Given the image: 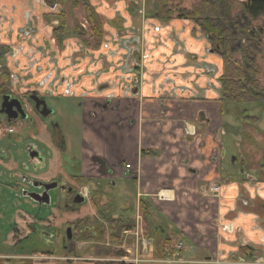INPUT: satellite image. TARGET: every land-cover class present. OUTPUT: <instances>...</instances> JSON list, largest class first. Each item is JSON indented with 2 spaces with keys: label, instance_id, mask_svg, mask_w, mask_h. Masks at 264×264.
I'll return each mask as SVG.
<instances>
[{
  "label": "crops",
  "instance_id": "1",
  "mask_svg": "<svg viewBox=\"0 0 264 264\" xmlns=\"http://www.w3.org/2000/svg\"><path fill=\"white\" fill-rule=\"evenodd\" d=\"M51 6L40 0H0L1 28H9L18 41H24L21 29L32 27L36 46L30 57L24 44L25 55L19 58L22 65L28 63V69L13 72L8 68L10 59L4 65L15 76V83H11L15 88L24 78L32 79L31 87H24L20 95L36 89L46 97L78 100L79 110H83L81 120L84 118L82 124L79 119L80 139L73 141L76 129L72 134L67 133L63 154L73 156V162L84 158L86 169H89V157L103 158L115 171L113 178L118 183L123 181L136 190L134 215L140 214L141 200L151 204L147 235L141 231L142 220L137 235L129 237L133 245L130 247L135 246L134 256L137 258L138 247L145 241V249L149 243L147 256L144 249L140 257L147 259L148 264L161 263L166 259L161 250L181 242L184 244L181 264H264V243L261 242L264 239V155L254 166L258 174H250L247 170L250 151H255L257 158L260 146L246 147L239 140H230V135L238 132L246 140L251 136L242 128L238 132L232 130L226 116L229 104L223 105L219 100L221 60L213 54L196 60L198 50L205 44L201 36H194L193 26L186 20H175L165 26L144 15L158 35L152 33L145 41L146 45H152V51L149 55L145 53L144 70L141 67L140 80L136 82L137 94L129 102L123 98L121 89L113 93L110 90L94 92L89 69L96 74L99 67L88 68L86 58L81 55L74 58L83 49L58 47L57 53L53 49L48 53L39 48L38 43L46 39L43 31L50 30L51 41H56L48 24L49 15L56 11ZM114 21L121 23L120 19ZM3 30L0 41L8 45ZM160 39L164 42L159 46ZM183 50H189L188 54ZM51 56L55 61L50 60ZM78 58L80 61H76ZM201 63L205 65L203 68ZM72 64L79 68L70 69ZM206 65H217L216 73H205ZM97 74L101 76L95 80L101 79V85L119 77L118 71L99 69ZM70 80H76L75 89L67 93ZM85 89L94 93H82ZM105 92L114 97L104 110L97 103L106 102ZM94 112L96 120L89 116ZM242 123L247 126L246 122ZM231 156L237 159L232 167L228 165ZM55 164L61 168L60 160ZM125 165H131V170L127 171ZM212 183L222 186L221 200L209 195ZM244 201H248L249 207L243 205ZM186 250L189 252L184 254Z\"/></svg>",
  "mask_w": 264,
  "mask_h": 264
},
{
  "label": "rangeland",
  "instance_id": "2",
  "mask_svg": "<svg viewBox=\"0 0 264 264\" xmlns=\"http://www.w3.org/2000/svg\"><path fill=\"white\" fill-rule=\"evenodd\" d=\"M94 5L96 11L104 19L106 23H104V30H105V37L108 40L101 46L99 50H92L90 53L86 47L77 41H66L64 49H72L74 51H79V49H83L84 54L86 56V60L88 62L87 66L90 67H99V69H105V71L114 73L116 70L112 67L109 68V64H116L128 66L132 64V59H126L127 55L131 52L136 58L141 57L142 60L146 59V55L152 51L151 44L149 43L146 45L145 41H148V35L154 33V26L152 22L148 21L144 17V11L147 10L149 0H90ZM175 3L182 1V5L186 8H189L192 4H194L197 0H172ZM66 12L68 14V26L69 30H72V23L76 21L81 26L82 30L88 34V25L83 14L80 11L73 10L69 7L70 2L66 3ZM150 9V8H149ZM60 12V11H57ZM112 14V16H110ZM113 19H120L121 23L118 25V22H112ZM135 22L132 24V22ZM188 21V25L193 24ZM190 23V24H189ZM49 24V23H48ZM157 25V24H155ZM187 25V24H184ZM180 29L181 25L178 24ZM194 28V26H193ZM53 29V26H52ZM57 29V28H56ZM54 30V29H53ZM193 33V32H192ZM155 35H158L154 33ZM45 40H42L38 43L41 45V50L43 52L54 51L57 53L59 50V46L57 45L55 40L50 39L51 34L50 30L42 33ZM200 35V34H199ZM53 39V38H52ZM91 40L90 38H87ZM163 39V38H162ZM168 39V37H167ZM203 44H205L200 50L197 52L196 60H201V57H207L209 54H213V51L210 49L209 45L206 42V38L201 36L200 37ZM166 41V39H165ZM120 42H126L128 45H125V48L120 45ZM161 39L159 40V43ZM162 41L159 46L163 43ZM92 43V42H91ZM93 44V43H92ZM178 44V43H177ZM49 47V48H48ZM59 47V48H58ZM261 47L262 51L258 54V64L261 68H264V35L262 36L261 40ZM50 49V50H49ZM61 49V48H60ZM157 49V48H156ZM154 51V50H153ZM124 52V53H123ZM148 52L147 54H145ZM185 54H188L189 50H183ZM117 53H120V56L117 57ZM122 53V54H121ZM128 53V54H127ZM38 54V52L36 53ZM199 54V55H198ZM40 58L42 56L38 54ZM65 56V55H64ZM54 57V56H53ZM210 57V56H209ZM208 57V58H209ZM55 58V57H54ZM219 58V57H218ZM240 58V55H238ZM220 59V58H219ZM221 60V59H220ZM76 61H80L78 58ZM6 60H1L0 64L3 66ZM128 62V63H127ZM221 62V61H220ZM17 63H20L17 67L15 66ZM8 68L11 69L13 72L16 70H23L22 68L28 69V63L22 65V61L19 58L10 59L8 62ZM69 62L67 60L68 65ZM92 65V66H91ZM96 65V66H94ZM203 68L205 65L204 63L200 64ZM103 66V67H102ZM144 66V62L140 61L139 67ZM79 68V65H71L70 69ZM217 65H206L205 69H213L211 71H207L205 73L214 74L216 73V69H218ZM97 69V71L99 70ZM139 68H136L138 71ZM89 79L91 81H96L95 85H101V79L95 80L97 77L96 74H93L91 69ZM128 73L130 71H127ZM130 74V73H129ZM128 74V75H129ZM136 75V74H135ZM95 76V77H94ZM101 76V75H100ZM98 78V77H97ZM25 81L21 82L14 87V91L12 92L16 96L19 93H22L23 89L31 87V78L27 77L24 78ZM107 81L111 80V78H106ZM98 81V82H97ZM104 81V79H103ZM104 81V82H107ZM133 81V80H131ZM2 82V77L0 75V83ZM22 89V90H21ZM111 89V88H110ZM21 90V92H20ZM15 92V93H14ZM13 96V95H12ZM2 95L0 94V108L3 103ZM21 99L24 98L23 95L19 96ZM47 108L50 111V116L46 118L44 121H40L37 116L32 115L34 118L33 123L24 122L23 125L21 121H17L21 123L22 129L17 128L16 133L10 136L4 137L0 140V264H11L8 260L17 258V252H12V247L18 242L19 240L25 238L29 235L30 225L34 224V226L39 230L40 236H42V232L40 229L45 228V231L51 229V232L59 231L62 237L65 236V228L69 225L68 221L76 220L81 218L85 215H88L89 218L92 219L94 215V208L90 202L87 203L86 198H83L80 204H82V212L81 213H73L69 214L64 210L58 211L59 199H58V191L52 190L50 193V203L48 205H38L31 199L27 197H23L22 193L24 191L29 192L32 188L26 184L21 178H29L36 181L41 182H54L59 184L62 182L63 185L69 183L72 185L71 177L80 174V170L75 167L74 162L72 161V157L69 154H63L62 151L58 150L56 147L52 145L51 135L49 132L46 131V127H49L51 123H54L58 126L62 135L66 139L67 133H74V142L80 139V132L81 124L79 123V113L81 112L78 109V100L75 98H63V97H46L45 98ZM229 112L226 114L227 118H229V123L232 126L233 131H239L238 128H242L244 131L249 132L251 138L246 140L243 135L238 132L237 135H230V140H239L241 142V146L246 147H253L260 146V155L257 158L254 156L256 153L255 151H250V159H249V168L247 169L250 174L257 175V170L254 167L257 161V164L260 163V156L264 155V106L261 107H241L236 104H229L228 106ZM248 109V114L251 117H258L259 122L257 125L248 124L247 126H243V119L240 110ZM0 122H6L5 116L0 115ZM7 123V122H6ZM245 124V125H246ZM248 125L250 128L247 129ZM7 126V125H6ZM80 126V127H79ZM79 127V128H78ZM78 128V129H77ZM78 130V131H77ZM29 146L36 147L37 151L41 154V160L37 162L31 161V157L27 153V148ZM233 147V146H232ZM235 148V147H233ZM236 151V150H235ZM234 152V151H232ZM74 154V153H73ZM75 156L79 157L80 154H74ZM61 162V168L55 164L56 162ZM55 177H58L56 179ZM44 182V183H45ZM89 189L92 190V186H89ZM109 196L104 199V203L108 200L115 202L118 199V206L119 208L122 207L126 209L128 208V216L132 217L134 213L131 209L134 206L133 198L136 193V190L133 191L128 184L123 181H120L117 188L107 189ZM122 196L125 198H122ZM136 197V195H135ZM128 198V199H127ZM63 206H61L62 208ZM66 209V208H62ZM58 211V212H57ZM31 216L40 218L39 221H36ZM57 212V213H56ZM42 218H46L47 220H43ZM37 231V230H34ZM107 240V239H106ZM107 242V241H106ZM28 245H30L31 240L27 241ZM48 243L45 242L44 245L46 246ZM59 243L57 242L58 250L60 255L54 254L53 255H42V254H32L31 260L28 264H54L56 262L61 264H67V262H71L72 264H89L91 260H95L96 255L95 252H102V255L106 254L105 249L101 247L97 248L96 250L90 249L94 243L83 244L82 242H77L75 246H72V252L70 253V248L68 251H62L59 247ZM27 246V247H29ZM63 248V247H62ZM127 248V247H126ZM133 248V247H131ZM116 251L120 250L114 248ZM133 250V249H132ZM125 251V250H121ZM189 251L186 250L184 254L188 253ZM100 255V256H102ZM99 256V258H100ZM128 256V257H127ZM123 255L122 262L126 261L125 257L129 258L130 260L133 256L131 254ZM14 257V258H13ZM70 258H74V260H70ZM89 258V261H84L85 259ZM114 260L115 257L111 256ZM135 258V257H133ZM84 259V260H83ZM124 259V260H123ZM17 260V259H16ZM92 260V261H93ZM117 260V259H115ZM16 262V263H15ZM12 264H21L18 261H15ZM114 262V261H113ZM163 262V261H162ZM160 263L154 262L150 264H171V263Z\"/></svg>",
  "mask_w": 264,
  "mask_h": 264
},
{
  "label": "trees",
  "instance_id": "3",
  "mask_svg": "<svg viewBox=\"0 0 264 264\" xmlns=\"http://www.w3.org/2000/svg\"><path fill=\"white\" fill-rule=\"evenodd\" d=\"M55 1L63 7L62 14L59 16L60 25L53 30L57 45L63 50L66 39L76 38L82 42L90 53H92V50H99L106 41L104 30L106 21L102 20L92 2L90 0ZM68 2H70L69 7L71 9L80 11L83 14L89 26L87 36L91 40L86 39V33L76 21H73L72 30H69L68 14L65 11V4ZM147 4L148 9L144 11L147 19L157 21L165 26L170 25L175 20H189L194 26V36L206 38L213 55L221 59L219 100L223 105L236 104L248 109L264 106V68L259 66L257 59L258 54L262 51L261 40L264 35V0H197L189 8L184 7L182 1L175 3L172 0H149ZM4 49L6 48L0 47V51ZM238 55H240V58H238ZM12 80L13 75L4 68L2 82L0 83L1 95L10 93ZM248 109H244L242 112L243 121L258 122L257 117H251L248 114ZM8 123L14 124L13 122ZM71 180L75 185L92 186L93 188L90 203L97 211L98 217L91 220L90 224L95 227L98 236L100 235V238L95 240L110 244V247L106 248L109 252L104 256L121 257L126 255L125 252L116 251L114 248L115 245H122L124 232L132 230L135 221L124 217L115 218V202L108 200L104 203L102 188L98 186L93 178L74 176ZM151 207L148 201H140L139 211L146 225V234ZM88 220L90 219L81 220L75 224L78 232L82 230V225ZM30 228L31 231H34L31 225ZM107 232L109 234L108 238ZM32 234L34 233H30L28 237L20 241L19 245H16V247L22 246L21 249H18V254L29 256L42 252L60 255L58 248L48 247L44 244L41 245L40 249H35L37 243ZM90 239L86 235H80L82 241ZM30 240V245L34 247L35 251H32V247L27 243ZM59 247L64 251L61 243H59ZM165 250H161V252L162 256L167 258L168 255ZM246 250L245 248L244 251ZM15 261L21 264L29 263L26 260L15 259ZM15 261L8 260L11 264Z\"/></svg>",
  "mask_w": 264,
  "mask_h": 264
},
{
  "label": "flooded vegetation",
  "instance_id": "4",
  "mask_svg": "<svg viewBox=\"0 0 264 264\" xmlns=\"http://www.w3.org/2000/svg\"><path fill=\"white\" fill-rule=\"evenodd\" d=\"M40 1H42L44 3L46 1L47 3L52 5L51 8L53 10L56 9V11L54 13H52V15H49V18H50L49 24H51L53 26V29L58 28L59 25H60L59 16H61V14H62L63 7L59 3H57L55 0H40ZM57 11H60V12H57ZM87 25H88V23H87ZM88 29H89V26H88ZM88 29H86V31H88ZM21 33H22V37L25 40L26 39L28 40V42L31 44L33 50L35 51L36 46L34 44V41H35L34 36L35 35L33 34V28L30 27V26L23 27L21 29ZM66 40H69V38L66 39ZM79 42H80V40H79ZM120 45L125 48V45H128V44L126 42L125 43L124 42H120ZM39 48H41V47H39ZM81 51L82 52H80L78 54H75L74 58H77L78 55H81L82 58H84V57L86 58V56H85V54L83 52L84 50H81ZM126 52H128L127 49H126ZM44 54H47V53H44ZM129 58L132 59V64L130 66H128L126 69H124V67L126 66V63L124 65H119L118 63L109 64V68H107V69H111L113 67L116 71H118L119 77H117L118 76L117 75L116 79H114L113 81H109L110 84L106 83L104 85H99V86L95 85L96 81H94L93 82L94 84L92 85L94 87V92L95 91L96 92H98V91L99 92H103L104 90H110L113 93V90L121 89V93L123 94V98L129 100V102L132 100L131 98L134 99L135 95L137 94V92L135 90V88H137V83L136 82L139 83L140 78H138V77L141 74V66L139 67V64H140V61H141V64H142V62H144V60H142L141 57L140 58L139 57L136 58L131 52L126 57V59H129ZM50 60L51 61H55V58L53 56H51ZM16 66H17V64H16ZM136 68H139L138 71L136 70ZM7 70L9 71V73L11 75H13V73L10 71L11 69L10 70L7 69ZM103 70L105 71V69H103ZM143 70H144V66H143ZM207 70H208V68H207ZM127 71H130L129 72L130 74ZM97 77L99 78L100 74H97ZM15 80H16L15 76L13 75L12 82L14 81V83H15ZM131 80H133V81H131ZM43 83H44V81L41 83L42 86H43ZM75 84H76V80L68 81V83H67V85H68L67 93H68V91L70 89H72L74 87ZM13 89H14V87L11 84L10 92H12ZM73 89H75V88H73ZM38 92L39 91H37L36 89H31V90L28 91V93L23 94V96H25L24 99H21L19 97L20 94H19V96L18 95L15 96V95L9 93V94L2 95L3 96L2 99H3V102H5V101H8V102L19 101V103L21 105V109L24 112V115L18 114V116L16 117V119H17L16 121H18V120L21 121V123L23 125L25 124L24 122L33 123L34 122V118L32 117V115H34V116H37L40 119V121L42 122L46 118H48L50 116V111L47 108L48 106L46 105V101H45L46 96H43V95L39 94ZM94 92L85 89V90H83L82 93L88 94V93H94ZM130 92H131V96H129ZM73 94H74V92L72 91L71 96ZM105 95H106L105 96L106 102L104 104L97 103L99 105L98 107L102 108L104 110L108 107V105H110V103L112 101V98L114 97L113 95H110V93H106V92H105ZM32 96L37 97V100H33ZM5 99H7V100H5ZM94 107H97V106L95 105ZM79 108H80V104L78 105V109ZM22 110H20V111H22ZM82 114H83V110H82L81 114L79 115V119L80 120H81ZM0 115L1 116H5V120L6 121L10 120L8 118V116H6L5 114H0ZM89 116H91L94 120H96L95 112L91 113ZM83 119L80 121L81 124H82ZM119 119H122V118L119 117ZM46 131L47 132L50 131L49 134L51 135L52 145L54 147H56L58 150L64 152V150H66V148H67L66 147V139L62 135V132L60 131L58 126L55 125L54 123H51L49 125V127H46ZM30 147H33L34 149H36V147H34V146H29L28 148H30ZM79 149H81V146H79ZM223 150L224 149H222V151ZM222 151L220 152L221 154L219 155L221 161H222V158H221ZM27 153L29 154L28 151H27ZM88 161H89V164H88L89 165V169H86V166H85L86 162H85L84 158L79 157V159L74 162L75 167H77L78 164H79L78 168H79V170L81 172L80 174H78L76 176L93 178L98 183V186L102 188V191L104 193V195H102V199H105V198H107L109 196V193H108L107 189H109V191H110V188L111 189L117 188V186L119 184L113 178L114 175H115V171L101 157L92 156V157H89ZM236 161H237L236 157L231 156V160L228 161V165L232 167V166L235 165ZM32 162H35V161H32ZM125 168H126L127 171H129V170H131V165H125ZM72 177H74V176H72ZM55 178L58 179V177H55ZM21 179L32 188L31 190H29V192L43 193V191H44L43 188H36V187H34V185L31 182H29L30 180H32V179H30V177L29 178L25 177V178H21ZM54 181H57V180H54ZM54 181H52V182H45L44 181V182L47 183V184L56 183V185L58 186V183L54 182ZM88 188H89V186L82 187V186L75 185L73 182H72L71 186L69 185V183H66L65 185H63V183L61 182L59 184V186L57 187V190L55 189L56 191H58V193H57L58 194V199H59L58 200L59 201L58 211L64 210L65 212H67L69 214L81 213L82 212L81 208H82L83 205L78 203V202H76V201H77V199H81L80 197H82V198H86L87 203L91 202L92 190L93 189L90 190ZM24 192L28 193L27 191H24ZM24 192L22 193V196L23 197H27V196H24ZM86 194H87V196H86ZM115 204H116L115 218L124 217L126 219H131L132 221L133 220L135 221L134 228L132 230H128V231L124 232V234H123L124 235V241H123L122 245H117V246L115 245V248L120 249V250L123 249V250H125L124 252L126 253V256L128 254H131V256L136 258V256H134L135 255V246L133 248L130 247V246H133V245H131V240L129 239V237L132 234L136 235L137 227L139 228V230L142 228L141 221L143 220V218L139 214L140 218H141V221H140V225H138L137 224V216H136V214L133 215L132 217L128 216V213H127L128 212V208L127 207H126V209H124L122 207L119 208L118 199L115 201ZM243 205L245 207H249L248 206L249 205L248 201H244ZM61 206H63L66 209H62L63 207L61 208ZM131 211L134 213L133 209H131ZM28 213H29V215L31 214L30 212H28ZM139 213H140V211H139ZM31 217L33 219H35L36 221H39V219H40V218H36V217H33V216H31ZM97 217H98L97 211L95 210L92 219L89 218L88 215H85V216H83L81 218L73 220V222L72 221L71 222L68 221L69 225L65 228V236L64 237H62V231H61V236H60L59 231H55V229H54L53 232H51V229H48V230L45 231V228L40 229L41 231H43L42 232V236H40V233H39V230L37 228V225L35 227L34 224L33 225L31 224L33 229L37 230V231H30V233H34L32 235L35 237V242L37 243V248H35V249H40L41 245L44 244L47 241H48V243H46L47 244L46 246L52 247V248H56V247H58L57 242L61 241L63 249L68 251L69 248H70V253L73 254L74 252H72V249H71L72 246H75V244L77 242H82L83 244L94 243L93 246H91L90 249L96 250L97 248L101 247L102 249H105L106 253H108L109 251H107L106 248L110 247V244L109 243H104V242H99L100 240H95L96 238H100V235L98 236V232H96L95 227L90 224L91 220H93V219H95ZM88 218L90 220L86 221V223L84 225H82V230H80V232H78L75 224H77L78 221L85 220V219H88ZM42 219L43 220H47L46 218H42ZM68 229H71V233H70L71 237L68 236ZM141 231L143 232V235H145V236L147 235L144 221H143V229H141ZM30 233H29V235H30ZM80 235L81 236L82 235H86L89 239H90V237H92V239H90L88 241H82V240H80ZM108 235L109 234L107 232V238H108ZM28 236H26V237H28ZM58 236H60V237H58ZM25 238H23V239H25ZM23 239H21L18 242H16L14 247H12V252H15V253L17 252L18 253V249H21L22 246L16 247V245H19L20 241H23ZM261 242L264 243V239H262ZM144 245H145V241L142 242V247H138L139 249L137 250V254H138L137 262L135 261V258H133V257L130 260H127V259H129V258H127L128 256L124 258V259H126V261L122 262V260H121L122 257L118 256V257H115V259H117V260L114 259L113 260L114 262H113L112 260H110V259H112L111 256H108V255L104 256V255H102L103 251H101V252H95L94 253L96 255V258H95V260L92 259L93 261L91 260V262L89 264H98V263H107V264H111V263L112 264H121V263H123V264H148L147 263L148 262L147 259H145L143 257H140L142 252L144 253L145 251L146 252L144 254H146V256H147L149 243L146 245V249L144 248ZM35 249H34V247H32V251H35ZM144 249H145V251H144ZM36 254L53 255L51 253L45 254V253H42V252H38ZM16 255L19 256V257H17V258L13 257L14 259L26 260L27 263L30 262L31 257L33 256V255L23 256L21 254H16ZM100 255H102V256H100ZM53 256H55V255H53ZM99 256H100V258H99ZM179 259H180V257H179ZM70 260H74V258H70ZM84 261H89V258L85 259ZM54 264H61V263L56 262ZM67 264H72V263L71 262H67ZM82 264H85V263H82ZM171 264H181V262L178 260L177 262L171 263Z\"/></svg>",
  "mask_w": 264,
  "mask_h": 264
},
{
  "label": "built area",
  "instance_id": "5",
  "mask_svg": "<svg viewBox=\"0 0 264 264\" xmlns=\"http://www.w3.org/2000/svg\"><path fill=\"white\" fill-rule=\"evenodd\" d=\"M2 26L0 25V36L2 34ZM3 32H5L9 42L8 45L3 44L0 41V47H5L6 48V53L4 55V59H16L24 56V44L27 46L28 49V55L31 57L32 53L35 51L33 50L31 44L28 42V40L24 39V41H18L17 37H14L13 34H10V29L9 28H4ZM1 38V37H0ZM1 54V52H0ZM6 60V61H7ZM20 63H17V66ZM1 68V66H0ZM7 125V126H6ZM21 128V125L19 122H16L15 125L12 124H4L0 123V140L3 139L6 136H10L16 133V129ZM208 193L209 195L215 197L218 200H221L223 193H222V187L218 183H212L210 187L208 188ZM140 215H137V224L140 225ZM137 231H139V228L137 227ZM137 235V233H136ZM184 249V244L179 242L175 246H173L171 249H166L165 253L168 255L167 258L165 259V263H175L179 260V257L181 255V252ZM135 261L137 262V258H135Z\"/></svg>",
  "mask_w": 264,
  "mask_h": 264
},
{
  "label": "water",
  "instance_id": "6",
  "mask_svg": "<svg viewBox=\"0 0 264 264\" xmlns=\"http://www.w3.org/2000/svg\"><path fill=\"white\" fill-rule=\"evenodd\" d=\"M33 100H37V97L32 96ZM7 100V99H5ZM4 100V101H5ZM21 109V105L19 103V101H14V102H8L5 101L3 102L1 108H0V114H5L6 116H8V118L10 120H14L16 119V117L18 116V114L24 115L23 110ZM27 151L29 152V155L31 157L32 161H35V163L37 164L38 161L41 160V155L40 153L37 151V149H34L33 147L27 148ZM221 160V159H220ZM29 182H31L34 187L36 188H43L44 191L43 193H37V192H24V196H27L28 198H30L32 201H34L36 204L38 205H48L50 203V192L52 190H57V185L56 183L53 184H47L41 181H36V180H30ZM81 199H77L76 202L80 203L82 201V197H80ZM71 233V229H68V236H70Z\"/></svg>",
  "mask_w": 264,
  "mask_h": 264
}]
</instances>
